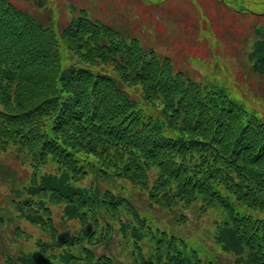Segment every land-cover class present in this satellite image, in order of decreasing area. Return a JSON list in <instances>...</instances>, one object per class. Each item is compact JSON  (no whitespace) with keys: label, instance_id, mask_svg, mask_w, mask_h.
<instances>
[{"label":"trees","instance_id":"obj_1","mask_svg":"<svg viewBox=\"0 0 264 264\" xmlns=\"http://www.w3.org/2000/svg\"><path fill=\"white\" fill-rule=\"evenodd\" d=\"M259 32L248 56L264 76V28ZM58 41L80 64L61 66L59 54L66 50ZM106 56L117 79L94 72ZM118 82L139 84L150 106L160 96L161 108L150 112ZM9 148L30 168V183L20 185L27 197L1 213H20L45 233L47 239H35L36 248L53 264H116L104 254L118 235L114 221L120 240L129 233L134 263L198 264L184 240L152 226L151 211L174 217L180 204L197 205L198 212L220 208L223 217L212 234L217 244L235 255V263L264 264V122L109 26L78 16L58 38L0 0V152ZM48 165L58 175L38 178V169ZM89 177L87 186L75 183ZM120 178L138 186L148 204L114 195L113 181ZM58 205L62 220L80 225L65 244L56 241ZM86 222L94 224L91 236L83 231ZM27 252L6 264H33Z\"/></svg>","mask_w":264,"mask_h":264},{"label":"rangeland","instance_id":"obj_2","mask_svg":"<svg viewBox=\"0 0 264 264\" xmlns=\"http://www.w3.org/2000/svg\"><path fill=\"white\" fill-rule=\"evenodd\" d=\"M2 1L32 17L58 38L63 29L75 27L78 16H85L109 26L119 32L127 42L135 39L145 49L153 50L160 57H167L174 70L181 71L196 83L221 90L264 122V76L255 72L252 65L254 61L248 56L260 39L259 29L264 28V0ZM57 45L66 50L59 54L61 66L68 63L80 64L65 44L58 41ZM96 71L117 79L109 56L105 57L102 65L97 66L94 72ZM118 85L135 101L142 102L150 112L161 108L160 96L150 106L144 100V90L139 84L127 85L118 82ZM30 174V168L15 155L12 148L0 152V208L7 206L11 209L9 203L12 200L20 202L27 197V192L22 190L24 186L20 185H29ZM47 174L55 176L58 172H55L52 165L38 169V178ZM90 181L89 177L75 183L78 186H87ZM113 184L114 195L129 196L138 200V204H148L142 190L129 179L120 178L113 181ZM18 186L20 188L15 190ZM14 191L21 193L16 195L13 194ZM194 206L177 205L178 208L173 211L174 217L163 210L155 209L154 212L151 211L156 218L152 226L165 229L167 234H175L176 238L184 240L185 248L196 252L195 257L200 260L198 264H243L235 263V255L223 250L213 238L219 221L222 220L223 211L218 207H209L198 212L195 210L197 205ZM62 207L63 205L53 207V218L57 233L69 232L68 240L61 243L65 244L73 233L77 234L80 225L76 221L62 220ZM243 210L246 211V208ZM183 218L187 221L177 226L175 220ZM110 223L116 234H121L118 223ZM87 224H90L91 233L88 235L91 236L94 233V224L86 222L83 231ZM118 235L116 240L108 243L104 254L113 258L116 264H139L131 261L129 233L126 242L120 240ZM45 236V233L29 223L20 213L5 217L0 210V264H6L8 259L19 252L37 251L35 239L40 237L45 240ZM140 245L143 247L142 242ZM103 246H98L96 252L103 253Z\"/></svg>","mask_w":264,"mask_h":264},{"label":"water","instance_id":"obj_3","mask_svg":"<svg viewBox=\"0 0 264 264\" xmlns=\"http://www.w3.org/2000/svg\"><path fill=\"white\" fill-rule=\"evenodd\" d=\"M84 231L86 234H90L91 230H90V224H87L84 228ZM69 238V232L65 231V232H61L57 235V241L59 243H64L65 241H67ZM31 259L33 264H52L48 258L44 257L43 254H41L40 252H34L31 255Z\"/></svg>","mask_w":264,"mask_h":264},{"label":"flooded vegetation","instance_id":"obj_4","mask_svg":"<svg viewBox=\"0 0 264 264\" xmlns=\"http://www.w3.org/2000/svg\"><path fill=\"white\" fill-rule=\"evenodd\" d=\"M40 252V251H39ZM40 253H42V252H40ZM43 254V253H42ZM44 255V254H43ZM45 256V255H44ZM46 257V256H45Z\"/></svg>","mask_w":264,"mask_h":264}]
</instances>
